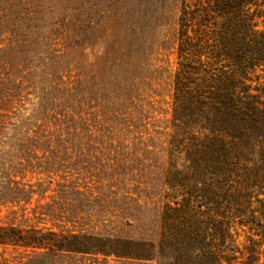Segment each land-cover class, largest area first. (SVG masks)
<instances>
[{"label": "rangeland", "instance_id": "1", "mask_svg": "<svg viewBox=\"0 0 264 264\" xmlns=\"http://www.w3.org/2000/svg\"><path fill=\"white\" fill-rule=\"evenodd\" d=\"M184 4L0 0V225L106 243L155 240L164 204L176 196L162 171L175 135L173 77ZM248 9L264 32V0ZM138 42L145 44L142 89L117 108V99L103 96L104 69L118 49L130 43L136 50ZM133 49L119 51L132 57ZM252 81L264 96V72ZM256 217L264 221L259 212ZM237 223L231 224L233 260L223 264H264L258 236L264 229L256 234ZM38 262L31 249L0 246V264ZM48 264L158 262L69 252Z\"/></svg>", "mask_w": 264, "mask_h": 264}, {"label": "trees", "instance_id": "2", "mask_svg": "<svg viewBox=\"0 0 264 264\" xmlns=\"http://www.w3.org/2000/svg\"><path fill=\"white\" fill-rule=\"evenodd\" d=\"M183 1L173 77L175 135L162 171L176 196L164 204L161 232L154 241L108 244L87 234L57 237L0 225L1 247L31 249L38 264L69 252L158 264H223L233 260L232 222L256 234L259 226L264 229L256 217H264V96L252 84L256 71L264 72V32L248 9L254 0H209L193 8ZM144 45L138 42L134 50L126 44L104 69L109 80L103 96L117 99V108L134 102L142 89Z\"/></svg>", "mask_w": 264, "mask_h": 264}]
</instances>
